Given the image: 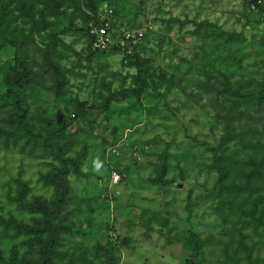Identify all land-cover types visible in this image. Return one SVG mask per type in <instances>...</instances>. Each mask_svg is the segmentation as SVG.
I'll use <instances>...</instances> for the list:
<instances>
[{"label": "rangeland", "instance_id": "rangeland-1", "mask_svg": "<svg viewBox=\"0 0 264 264\" xmlns=\"http://www.w3.org/2000/svg\"><path fill=\"white\" fill-rule=\"evenodd\" d=\"M75 1L80 12L68 2L58 6L57 19L46 18L69 47L67 57L58 61L67 71L66 95L54 104L49 91L39 87L31 110L40 107L45 116L67 119L80 103L94 107L67 156L83 151L84 176L68 175L66 191L58 163L0 148V264H20L25 244L37 249L44 240L15 235L19 225L29 222L14 201L18 181L26 183L24 199L36 208L44 202L55 207L56 197L65 202L55 211H61L60 227L70 229L60 234L57 251L65 258L56 264H71L67 257L83 250L90 264H104L108 246L117 264H185L190 251L179 237L187 229L214 238L199 264H264V226L237 225L244 235L239 245L237 235L229 242V225L214 224L219 194L211 149L222 129L204 104L207 99L201 95L195 104L175 88L166 92L178 77L201 78L203 65L231 79L252 80L259 89L264 83V0ZM34 6L41 7L36 0ZM200 22L254 38L231 46L241 65L227 62L231 59L222 42L192 35ZM91 25H106L110 48L93 47L86 33ZM10 27L28 29L21 19ZM126 33L133 38L125 41ZM32 36L40 45V36ZM8 59L0 49V91ZM148 67L155 72L152 79ZM113 172L119 176L116 184L111 183Z\"/></svg>", "mask_w": 264, "mask_h": 264}, {"label": "trees", "instance_id": "trees-1", "mask_svg": "<svg viewBox=\"0 0 264 264\" xmlns=\"http://www.w3.org/2000/svg\"><path fill=\"white\" fill-rule=\"evenodd\" d=\"M34 1L0 0V49L9 55L0 91V148L18 150L32 159L58 163L60 167L56 171L65 180L63 188L67 191L68 175L84 176L81 167L85 154L82 151L74 158L67 156L72 152L76 138L83 135V124L93 116L95 109L80 103L74 110L67 112L70 117L62 119L59 114L45 116L44 108L35 107L31 110V106L37 101L34 95L36 89L42 86L49 91L48 96L53 97L54 104L66 95L69 84L67 71L58 61L67 57L65 50L69 47L53 31V24L46 18L57 19L58 6L68 5V2L74 12H80V8L75 0H36L41 7L35 9ZM91 9L93 16L97 17L95 5ZM16 19H21L22 24L28 26L26 32L23 31L25 29L10 27ZM91 27L86 31L90 43L88 30ZM195 30L193 36L222 42L231 59L226 61L235 66L241 65V61L237 53H231V46L239 42L251 43L254 39L240 33L224 32L209 22L198 23ZM41 31L47 32L40 36ZM34 33L40 36V45L33 40ZM144 63L148 64V61ZM136 64L129 63L130 66ZM148 68L152 79L155 72L151 67ZM171 87L195 104H200L203 95L207 99L204 104H209L214 121L221 126L222 135L211 149L210 168L218 175L219 194L214 224L221 226V229L229 225V242H233L237 235L238 244L241 245L244 235L237 225H251L254 228L264 226V83L259 89H254L252 80L231 79L225 73L203 65L201 78L184 81L178 77L166 86V92ZM18 186L19 197L14 201L19 210L28 214L29 222L19 225L15 235L37 240L44 237L41 247L37 249L25 244L27 249L20 257V264H56V260L63 261L65 255L61 256L62 253L57 249L60 247V234L70 229V226L60 227L58 220L61 211L58 213L55 210L58 206L64 209L65 202L56 197L55 207L44 202L36 208V205L24 199L27 195L26 183L18 181ZM42 212L45 219L42 218ZM179 238L190 251L185 264L203 262L204 249L214 239L212 236L200 238L191 229H187V235ZM113 250L112 246L103 249L104 264H117L118 259ZM67 259L71 264H90L85 250Z\"/></svg>", "mask_w": 264, "mask_h": 264}, {"label": "built area", "instance_id": "built-area-1", "mask_svg": "<svg viewBox=\"0 0 264 264\" xmlns=\"http://www.w3.org/2000/svg\"><path fill=\"white\" fill-rule=\"evenodd\" d=\"M88 35L91 38V42L95 49L102 51L111 47L112 39L107 31L106 25H102L99 27H95V26L91 27L88 30ZM129 38H133V36L126 33L124 40L125 41L129 40ZM122 44H124V41H122ZM118 180H119V176L113 172L111 174V183L116 184Z\"/></svg>", "mask_w": 264, "mask_h": 264}]
</instances>
